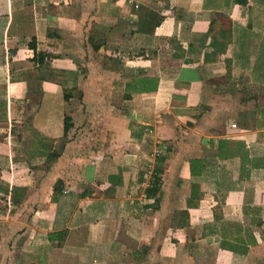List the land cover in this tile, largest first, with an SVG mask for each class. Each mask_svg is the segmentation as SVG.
<instances>
[{
	"label": "crops",
	"instance_id": "crops-1",
	"mask_svg": "<svg viewBox=\"0 0 264 264\" xmlns=\"http://www.w3.org/2000/svg\"><path fill=\"white\" fill-rule=\"evenodd\" d=\"M0 264H264V0H0Z\"/></svg>",
	"mask_w": 264,
	"mask_h": 264
},
{
	"label": "rangeland",
	"instance_id": "rangeland-1",
	"mask_svg": "<svg viewBox=\"0 0 264 264\" xmlns=\"http://www.w3.org/2000/svg\"><path fill=\"white\" fill-rule=\"evenodd\" d=\"M246 86H239V88L237 89H229V88H221L219 91V94H223L221 96H224L227 99V103L223 104H216V111H217V115L216 118L219 117L220 119H223L226 115V109H229L228 111L232 110V113H234V109L238 108L239 105L237 103H234V96L231 94H234L235 96L241 97V95H245L247 93L246 91ZM232 90V91H230ZM234 92V93H231ZM251 92L252 94V90L249 89V93ZM254 93L256 95H261V93L257 90L254 89ZM44 110V109H43ZM43 112V111H42ZM49 117V118H48ZM53 112H52V116H50L49 114H47L45 117L43 116V113H41L38 117H34L32 119H29L28 123H32L33 125H37L38 123H41L44 121L48 123V124H54V122H52L51 120L53 119ZM58 116H56L57 119ZM48 118V119H46Z\"/></svg>",
	"mask_w": 264,
	"mask_h": 264
},
{
	"label": "trees",
	"instance_id": "trees-1",
	"mask_svg": "<svg viewBox=\"0 0 264 264\" xmlns=\"http://www.w3.org/2000/svg\"><path fill=\"white\" fill-rule=\"evenodd\" d=\"M70 117H66L65 118V130L67 131L70 127ZM224 142V141H223ZM225 143V142H224ZM227 155V154H226ZM161 173L160 171L156 172L155 176H154V179H153V184H152V187H151V190H153L154 194L158 193L159 189H160V178L158 177V174ZM147 250V247H144V251L146 252Z\"/></svg>",
	"mask_w": 264,
	"mask_h": 264
},
{
	"label": "built area",
	"instance_id": "built-area-1",
	"mask_svg": "<svg viewBox=\"0 0 264 264\" xmlns=\"http://www.w3.org/2000/svg\"><path fill=\"white\" fill-rule=\"evenodd\" d=\"M236 126L235 124H233V127Z\"/></svg>",
	"mask_w": 264,
	"mask_h": 264
}]
</instances>
